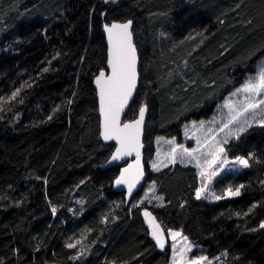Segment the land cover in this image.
I'll use <instances>...</instances> for the list:
<instances>
[{"label": "trees", "instance_id": "16d2710c", "mask_svg": "<svg viewBox=\"0 0 264 264\" xmlns=\"http://www.w3.org/2000/svg\"><path fill=\"white\" fill-rule=\"evenodd\" d=\"M115 21L134 23L140 85L125 121L148 106L143 183L162 206L141 202L144 186L116 187L115 145L100 138L94 80ZM263 59L264 0H0V264H170L145 212L209 261L264 264V126L225 146L249 162L215 184L236 197L197 199L195 166L150 165L157 137L210 118Z\"/></svg>", "mask_w": 264, "mask_h": 264}, {"label": "rangeland", "instance_id": "374dc122", "mask_svg": "<svg viewBox=\"0 0 264 264\" xmlns=\"http://www.w3.org/2000/svg\"><path fill=\"white\" fill-rule=\"evenodd\" d=\"M103 1L114 3L118 0ZM262 71H264V59L260 62L256 72L248 74L243 84L235 88L226 96V98L217 106L215 113L210 118L192 120L186 123L182 128L181 137H157L156 153L150 162L151 169L154 172H157L163 168L175 164L176 162L182 165L195 166L199 171V191L201 192L200 198H207L209 201L213 202L222 198H232L238 196L232 195L228 191L231 189L232 192H235L237 190L236 188L220 187L216 189L215 184L222 176L229 173H238L247 168L237 163L236 158H230L226 152L225 146L230 141L235 139L234 136L229 135V132H235L236 129L239 128L245 121L250 122L252 126L261 125L260 120L264 118V105H261L260 108L256 110L255 116L252 112H244L243 109L248 103L247 98L251 94L240 90L243 89L249 80L255 82ZM259 98L261 97H258V99ZM233 117H236V119L232 123H229ZM226 124H228V127H225ZM242 134H240V136ZM225 139H227V143H224ZM217 142H219L224 147L225 151L221 153V155L216 159L215 163L211 164V167H209L208 164L213 160V156L209 155L211 146ZM183 149H188L192 155L189 156L187 153H184ZM194 149L196 151H193ZM224 161L227 162L225 163ZM125 169H128V171L125 172ZM202 171L204 172L203 176L200 175ZM212 172H215L216 175L210 177ZM121 177H123L127 182L117 184L116 181V187L125 188L128 194L132 195L141 186H144L141 202H154L158 206H162L164 204L163 198L156 194V183H143L144 173L142 169L141 157H138L135 160L130 161L127 165L123 166L117 180H120ZM130 184L132 185L131 193H129ZM216 197L221 198L216 199ZM149 220L150 218L148 219V224L152 235L153 225L149 223ZM154 222L155 224L159 225V230L162 234V240L164 242L163 248L166 246H170L171 248L170 264H190V262L196 257H205L193 253L196 249V246H194L188 239L185 240V236L181 231H166L158 222ZM170 232H177L179 235L173 237L170 235ZM155 241L157 242L156 239ZM157 245L159 246L158 242ZM173 245H175V248H173ZM159 248L161 247L159 246ZM201 264H216V262L206 259L202 261Z\"/></svg>", "mask_w": 264, "mask_h": 264}, {"label": "snow or ice", "instance_id": "6c2138e0", "mask_svg": "<svg viewBox=\"0 0 264 264\" xmlns=\"http://www.w3.org/2000/svg\"><path fill=\"white\" fill-rule=\"evenodd\" d=\"M131 24V21H128L125 24H113L110 28L107 29L109 40L113 42V58L110 61L112 65L113 75L107 81L102 82V79H97V84L101 85V105L105 117L103 132L104 139L108 140L114 137L119 138L121 140L124 154H130L134 148L139 147L140 124L143 121L145 112V109L143 108L140 110V120L136 121L135 125H125L124 129H120L118 127L117 121L119 111L123 108L124 104L130 97L131 92L135 87L136 80L135 48L131 43V32L129 31V29L131 28ZM114 30H116L115 40H113ZM46 70L47 69H45V71ZM102 77L103 73H101V78ZM240 91L251 94L247 98L248 103L244 107L243 111L252 112L255 116L256 110L259 109L261 105H264V71L260 73L255 82L249 80V82ZM17 94L18 92L13 93L12 98L14 99ZM258 97L261 98L258 99ZM49 119H51V117H49ZM235 119L236 117H233V119L230 120L229 123H232ZM260 124L264 126V118L260 120ZM225 127H228V124H226ZM250 127H252V124L248 121H245L239 128L236 129L235 132L230 131L229 135L234 136L235 139H239L240 134L246 132ZM129 129H134V131H128ZM224 143H227V139H225ZM193 151L196 150L194 149ZM224 151V147L219 142L212 145L209 155L213 156V160L208 164V166L211 167V164L215 163L216 159ZM183 152L187 153L189 156L192 155V153L189 152L188 149H183ZM120 154L121 150H118L117 155L113 156V159H117ZM137 156L139 157V152H137ZM224 162L226 163L227 161ZM236 162L243 165L244 167L249 166L248 159H245L244 157H237ZM127 171L128 169H125V172ZM200 175L203 176L204 172L202 171ZM214 175H216V173L212 172L210 174V177ZM126 182L127 181H125L123 177H121L120 180H117V184ZM131 187L132 185L130 184L129 193H131ZM228 191L232 195L240 194L239 189H237L235 192H232L231 189H229ZM200 195L201 192L197 191V199L200 198ZM220 198L221 197H216V199ZM52 211L55 212L56 209L53 208ZM145 216L150 217L149 223L153 225L152 235L157 240L159 246L163 248L164 242L162 240V234L159 230V225L155 224V218L151 217L150 213L145 212ZM261 227L264 228V224H261ZM170 235L175 237L179 235V233L170 232ZM184 239L187 240V237H184ZM73 246L74 245H69V247ZM173 248H175V245H173ZM206 259L207 257H196L190 262V264H201V262Z\"/></svg>", "mask_w": 264, "mask_h": 264}, {"label": "water", "instance_id": "95a60500", "mask_svg": "<svg viewBox=\"0 0 264 264\" xmlns=\"http://www.w3.org/2000/svg\"><path fill=\"white\" fill-rule=\"evenodd\" d=\"M127 22L128 21H125V22L115 21V22H112L110 24H105L103 26V32L105 34L107 47H108V71L103 72L102 78H101V73H100L99 75H97V77L94 80L96 90H97V99H98V106H99L100 138L104 144H114L115 145V149H114V151L111 155V158H110V164L113 166H118V167H123V166L127 165L130 161L138 158L137 152H139V157L143 156V154L146 150L145 128H146V125L148 122V115H149L148 106L144 105L142 108L145 109V112H144L143 121L140 124L139 147L134 148L130 154H124V150L122 149V145H121V140L119 138L114 137V138L108 139V140L104 139L103 132H104L105 117H104V112L102 111V105H101V96H100L101 85L97 84V79H102V82H103V81H107L113 75L112 65L110 63V61L113 58L112 57L113 42L109 40V34H108L107 29L110 28L113 24H125ZM131 22H132V24H131V28L129 29V31L131 32V43L135 48L136 80H135V87L133 88L130 97L128 98L127 102L124 104L123 108L119 111V114H118L117 123H118V127L120 129H124L125 125H135L136 121L140 120V111H139V114H138L136 119L131 120V121H125V117H126L127 113L129 112L131 106L134 104V102L136 100L137 93L139 90V85H140V58H139L137 47L135 45V38H134V33H133L134 23H133V21H131ZM115 31L116 30H114L113 40L116 39ZM128 131H134V129H129ZM118 150H121V154L119 155V157L117 159L114 160L113 156L117 155Z\"/></svg>", "mask_w": 264, "mask_h": 264}]
</instances>
